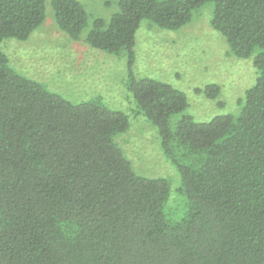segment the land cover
I'll use <instances>...</instances> for the list:
<instances>
[{
    "label": "trees",
    "instance_id": "trees-1",
    "mask_svg": "<svg viewBox=\"0 0 264 264\" xmlns=\"http://www.w3.org/2000/svg\"><path fill=\"white\" fill-rule=\"evenodd\" d=\"M46 2L0 0V264H264V0H119L91 22L79 0H50L71 41L126 57V88L180 176L174 189L124 154L125 112L97 97L74 103L11 67L2 43L28 41ZM204 8L257 77L237 114L198 122L183 91L138 77L135 63L144 21L179 31Z\"/></svg>",
    "mask_w": 264,
    "mask_h": 264
},
{
    "label": "rangeland",
    "instance_id": "rangeland-1",
    "mask_svg": "<svg viewBox=\"0 0 264 264\" xmlns=\"http://www.w3.org/2000/svg\"><path fill=\"white\" fill-rule=\"evenodd\" d=\"M79 1L90 22L95 18L107 21L118 10L119 0ZM46 4V20L28 41L7 39L2 43L11 67L74 103L97 97L110 109L125 112L130 129L117 138L124 154L138 174L167 178L174 189L180 176L163 155L157 130L137 114L126 88L129 72L126 57L92 50L84 40L71 41L56 26L50 0ZM209 18L210 11L204 8L179 31L161 30L144 21L137 33L136 75L161 80L183 91L188 101L185 113L198 122L237 114L246 90L257 77L250 60L228 55L224 38L210 27ZM86 33L87 30L82 38ZM211 84L221 89L214 98L204 93ZM182 201L172 191L169 202L173 211L178 210Z\"/></svg>",
    "mask_w": 264,
    "mask_h": 264
}]
</instances>
